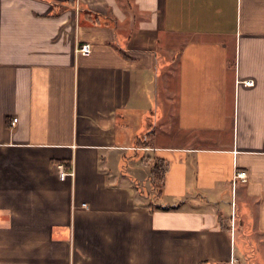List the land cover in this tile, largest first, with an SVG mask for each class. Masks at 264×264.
<instances>
[{
  "label": "crops",
  "instance_id": "1",
  "mask_svg": "<svg viewBox=\"0 0 264 264\" xmlns=\"http://www.w3.org/2000/svg\"><path fill=\"white\" fill-rule=\"evenodd\" d=\"M0 264H264V0H0Z\"/></svg>",
  "mask_w": 264,
  "mask_h": 264
},
{
  "label": "trees",
  "instance_id": "2",
  "mask_svg": "<svg viewBox=\"0 0 264 264\" xmlns=\"http://www.w3.org/2000/svg\"><path fill=\"white\" fill-rule=\"evenodd\" d=\"M157 159H159L160 161L157 165L155 164L154 167L161 165V170H160V172H158V171L154 172V170H152L153 176H152V173L150 176H151V180H152L151 182L153 184H154V182H153L154 179H156L158 181V189L156 190V195H159L161 192V188L163 186V183H164V174H165L167 163L161 158H157ZM151 204L155 205L156 207H160V208H164V209L173 207V205H165V204H160V203L154 204L153 202H151Z\"/></svg>",
  "mask_w": 264,
  "mask_h": 264
},
{
  "label": "built area",
  "instance_id": "3",
  "mask_svg": "<svg viewBox=\"0 0 264 264\" xmlns=\"http://www.w3.org/2000/svg\"><path fill=\"white\" fill-rule=\"evenodd\" d=\"M77 51L78 52H81V53H88L90 51V47H89V43H82L78 48H77ZM243 82L245 84H249L251 83L252 81L250 79H244ZM17 120V117H13L10 121V125H14L15 121ZM65 172L63 170L60 171V175H64ZM245 172L242 171V170H238L236 173H235V177H238V178H241V179H245Z\"/></svg>",
  "mask_w": 264,
  "mask_h": 264
},
{
  "label": "rangeland",
  "instance_id": "4",
  "mask_svg": "<svg viewBox=\"0 0 264 264\" xmlns=\"http://www.w3.org/2000/svg\"><path fill=\"white\" fill-rule=\"evenodd\" d=\"M153 140H156V141H159V139H158V137H155ZM155 142V141H154ZM159 159H157L156 157H154V158H152V160H151V162H150V165H149V171H148V176H150L151 175V173H152V176H153V172H152V170H154V172H156V171H158V172H160V170H161V165H158V166H156V167H154L155 166V164L157 165L158 163H159ZM150 178H151V176H150ZM152 181V180H151ZM154 184L151 182V189H150V191L152 192V195L153 196H157L156 195V190L158 189V181L156 180V179H154ZM237 243H238V241H237Z\"/></svg>",
  "mask_w": 264,
  "mask_h": 264
}]
</instances>
